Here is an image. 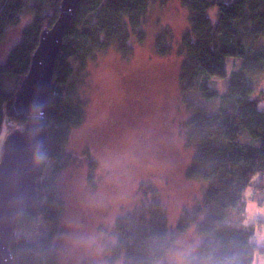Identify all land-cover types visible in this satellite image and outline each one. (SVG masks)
I'll use <instances>...</instances> for the list:
<instances>
[{
  "label": "trees",
  "instance_id": "1",
  "mask_svg": "<svg viewBox=\"0 0 264 264\" xmlns=\"http://www.w3.org/2000/svg\"><path fill=\"white\" fill-rule=\"evenodd\" d=\"M62 1L0 0V48L23 17L33 18L0 64V133L7 122V137L25 126L15 116V97L30 71L41 34L58 20ZM180 1L188 11L190 29L179 46L183 57L179 83L189 113L184 124L186 145L194 151L185 176L203 185L202 199L184 211L176 228L170 227L158 200L118 218L112 261L171 264L168 258L178 239L195 227L201 242L195 255L186 256V264H255L257 256L264 257V245L257 240L256 225L246 224V193L251 188L264 190V110L260 108L264 90L253 85V79L264 74V0ZM151 5L152 0L81 1L55 65L37 200L13 223L14 264H58L55 238L65 211L58 181L73 160L67 152L71 133L85 119L80 91L89 64L111 48L130 58L133 39L138 44L146 39L143 26ZM215 8L216 23L210 17ZM156 51L160 57L171 53L161 35ZM231 59L238 62L229 71ZM214 79L227 81L224 92ZM38 223L47 224L49 230L34 238L30 232Z\"/></svg>",
  "mask_w": 264,
  "mask_h": 264
},
{
  "label": "rangeland",
  "instance_id": "2",
  "mask_svg": "<svg viewBox=\"0 0 264 264\" xmlns=\"http://www.w3.org/2000/svg\"><path fill=\"white\" fill-rule=\"evenodd\" d=\"M210 17L217 22L216 8ZM32 23V16H25L8 31L0 64ZM189 29L188 11L180 0L166 4L152 0L143 26L146 39L142 44L133 39V55L124 59L111 48L90 62L80 91L85 119L71 133L67 152L73 160L58 181L65 202L55 238L58 264H123L112 261L118 218L158 200L168 213L170 227L176 228L184 211L202 199L203 185L185 176L194 151L186 145L184 124L189 113L180 90L179 46ZM160 35L171 46L166 57L156 51ZM237 62L228 60V70ZM213 82L225 91L227 81ZM253 85L264 90V74L253 79ZM260 108L264 110V101ZM7 126L6 122L0 133V160ZM248 213L246 224L253 223L257 229L261 225L264 232V207H252ZM48 230L47 224L38 223L30 235L37 238ZM194 231L195 227L178 239L169 263L186 264V256L195 255L201 241Z\"/></svg>",
  "mask_w": 264,
  "mask_h": 264
},
{
  "label": "water",
  "instance_id": "3",
  "mask_svg": "<svg viewBox=\"0 0 264 264\" xmlns=\"http://www.w3.org/2000/svg\"><path fill=\"white\" fill-rule=\"evenodd\" d=\"M81 1H62L58 20L41 34L30 71L15 97V116L25 126L7 138L0 160V264H14L10 251L13 223L37 200L55 65Z\"/></svg>",
  "mask_w": 264,
  "mask_h": 264
},
{
  "label": "crops",
  "instance_id": "4",
  "mask_svg": "<svg viewBox=\"0 0 264 264\" xmlns=\"http://www.w3.org/2000/svg\"><path fill=\"white\" fill-rule=\"evenodd\" d=\"M258 88H259L258 90H263L261 87H258ZM257 181H260L259 178ZM246 196H247V198H246V211H247L248 215H249L248 212H250V209H252V207H254V208H255V206L264 207V190L251 188L247 191ZM258 222L262 223L263 221L258 220ZM256 227H257V225H256ZM257 235L259 236L257 238L258 242L260 244L264 245V232H263L261 225L257 229ZM255 264H264V257L263 256H257L256 260H255Z\"/></svg>",
  "mask_w": 264,
  "mask_h": 264
}]
</instances>
